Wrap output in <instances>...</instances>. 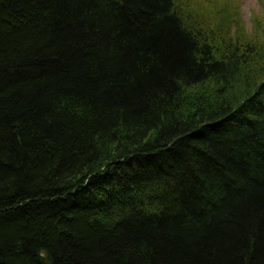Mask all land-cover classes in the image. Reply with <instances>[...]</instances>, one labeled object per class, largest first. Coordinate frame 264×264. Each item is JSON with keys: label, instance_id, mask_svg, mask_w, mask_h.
Here are the masks:
<instances>
[{"label": "trees", "instance_id": "1", "mask_svg": "<svg viewBox=\"0 0 264 264\" xmlns=\"http://www.w3.org/2000/svg\"><path fill=\"white\" fill-rule=\"evenodd\" d=\"M225 1L0 0V264H264V38Z\"/></svg>", "mask_w": 264, "mask_h": 264}, {"label": "rangeland", "instance_id": "2", "mask_svg": "<svg viewBox=\"0 0 264 264\" xmlns=\"http://www.w3.org/2000/svg\"><path fill=\"white\" fill-rule=\"evenodd\" d=\"M205 1L212 5H218L216 0ZM225 4L232 13L236 31L243 28L244 31L240 30L239 33L249 36V39L254 38L255 35H259L261 39L264 38V0H226ZM198 5H200L199 2L194 4L195 7Z\"/></svg>", "mask_w": 264, "mask_h": 264}, {"label": "clouds", "instance_id": "3", "mask_svg": "<svg viewBox=\"0 0 264 264\" xmlns=\"http://www.w3.org/2000/svg\"><path fill=\"white\" fill-rule=\"evenodd\" d=\"M37 256H38L41 260H46L47 257H48V252H47L46 249L41 248V249H39V250L37 251Z\"/></svg>", "mask_w": 264, "mask_h": 264}]
</instances>
